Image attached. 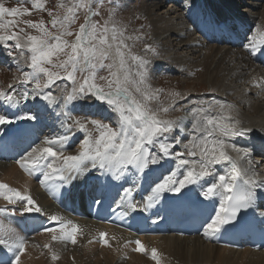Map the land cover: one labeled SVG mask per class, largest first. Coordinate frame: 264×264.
I'll return each mask as SVG.
<instances>
[{"label": "snow or ice", "instance_id": "snow-or-ice-1", "mask_svg": "<svg viewBox=\"0 0 264 264\" xmlns=\"http://www.w3.org/2000/svg\"><path fill=\"white\" fill-rule=\"evenodd\" d=\"M47 2L18 0L14 7L0 2V46L12 49L10 56L15 52L20 72L15 85L9 84L7 91L0 90V102L17 108L22 103L40 99L46 106L59 105L58 115L63 116V134L45 137L32 146L16 161L20 168L29 175L42 176L39 183L51 192L93 170L121 181L131 170L147 175L171 161L174 168L154 181L142 202H133V184V187L122 188L116 206L127 204L132 211L147 212L166 193L177 194L175 198L179 199L185 195L183 190L192 191L191 186L198 185L200 195L211 202L207 207L218 203L203 235L211 239L225 226H234L241 210L253 207L256 189L264 188V178L247 159L250 150L232 142V138L252 131L233 115L235 105L211 100L192 102L191 107H177L178 101H186L187 97L173 91L168 94L170 102L165 106L160 102L162 90L152 89L147 83L150 61L134 53V45L128 43L140 37L127 35V29L115 22L114 0H108L112 7L103 22L95 18L101 15L104 0H58L54 9L48 8ZM28 3L30 8L24 6ZM34 11L46 13L49 19L45 21L43 16L37 21L22 19ZM81 13L83 23L73 30ZM245 47L253 56L264 54V29L257 27L247 38ZM145 51L155 49L145 45ZM25 67L29 70H24ZM102 71L107 75H100ZM53 86L59 88L61 95H53ZM80 102H91L109 110L114 114L113 121L106 123L87 116L74 119L72 110ZM154 102L156 107H153ZM181 110L184 116L176 120L165 118L169 112ZM33 121L39 123L40 116L31 110L15 113L14 119L0 113L3 127L18 122L31 125ZM185 121H190L187 129ZM19 130L24 135L30 131L24 125ZM77 132L84 133L77 153L65 154ZM0 199L9 205H19L10 209L13 216L43 214V209L29 193L3 182H0ZM102 202V198L94 200L97 205ZM5 211L9 210L0 209V213ZM48 219L54 226L43 227L42 231L50 234L51 242L77 243L81 232L78 225L58 215ZM106 235L100 233V240L110 246ZM135 243L134 251H145L140 241ZM27 244L26 237L0 220V245L13 254L9 264H21ZM43 247L51 253L52 260L59 259L52 243H45ZM151 258L160 264L157 249L151 250Z\"/></svg>", "mask_w": 264, "mask_h": 264}, {"label": "bare ground", "instance_id": "bare-ground-1", "mask_svg": "<svg viewBox=\"0 0 264 264\" xmlns=\"http://www.w3.org/2000/svg\"><path fill=\"white\" fill-rule=\"evenodd\" d=\"M120 1L114 0V3L118 4ZM252 1L248 0L246 3L243 0H155V2L151 1L148 4L147 9L152 13L150 20L154 28L153 34L159 43L165 60L175 62L176 65L174 66L181 69L187 68L188 72L196 76V79L211 84L215 88L213 94H210L209 97L202 96L199 100H220L232 103L235 105L233 115L241 121L243 127L252 129L246 136L232 138V142L237 147L250 150L251 155L247 159L252 161V168L260 173L261 178H264V69L249 60V51L245 46L238 48L232 44L219 47L208 44V38L202 35L208 27L217 23L216 19L229 20L230 27H241V31L248 32L247 43V38L255 33L257 27L264 29V0ZM241 4L244 7L242 10L239 9ZM231 13L236 15L237 20L233 19L234 15ZM238 35L239 32H237L235 41H241ZM179 51H185L190 56L180 54ZM3 56L0 46V58ZM20 63L23 65L24 62L21 60ZM154 63L153 66L156 69L163 68L160 67L159 62L154 61ZM220 76L223 77L219 78ZM76 108L105 115V109L91 102L76 105L72 112ZM27 110L37 112L40 116L39 123L33 121L31 125H27L24 122L26 126L30 127L29 132L32 134L30 138L34 140L32 146L40 143L48 135L63 134L64 130L61 128L63 116L58 115L60 113L59 105L46 106V102L37 99L22 103L17 108H9L0 102V113H7L13 119L15 113ZM48 114L50 117L44 119L43 115ZM184 115L185 112L182 111L173 120ZM10 126H0V135L8 133L11 129ZM45 127H52V132L42 136L39 131ZM185 127L186 129L190 127V121H185ZM80 133H76L69 145L78 140ZM0 151L5 152L6 148L0 145ZM231 155L235 157L236 153H231ZM1 161H8L9 163L0 164V182L29 193L43 209V214H38L40 220L48 219L51 215L60 216L47 199L45 193L47 189L39 183V179H35L26 173L16 161L10 159H2ZM241 163L243 165L244 162ZM169 168H174V162H166L163 168H158L156 172L147 175L131 170L120 181L121 190L123 187H133L135 184L132 200L135 203H140L149 194L151 187L154 186V181L162 174L166 175ZM95 173L100 174V178L104 176L99 170H93L71 183L76 186L88 185L89 176ZM207 179L211 180V178ZM141 186L144 187L142 197H140ZM260 193H264V188L256 189V199H259ZM256 199L254 206L258 203ZM163 200L164 197L156 205H159ZM4 202L5 200L0 201V203ZM13 207H19V205L10 206L7 209L9 211L0 213V217L3 218L2 221L6 226L15 228L10 213V209ZM216 208H218V203ZM74 219L66 220L72 221L81 229L75 245L68 242H51L48 233L31 236L23 235L16 230L28 240L22 264H35L34 258L37 255H42V250L46 255L51 254L48 253V249L43 247L45 243H52L53 251L56 249V254L60 257L62 264H83V262L85 264H150L144 261L146 258H151L153 248L157 249L159 253L160 264H190L185 257L186 251L196 254L204 263L253 264L256 258L255 264H264V252L234 251L215 247L208 243L204 235L194 238L175 236L141 238L138 241L143 244L146 252V256H142L141 252L134 251L137 245L130 242L129 236L104 226L92 225L89 221H76ZM100 233L107 234L106 239L110 246L102 243ZM36 240L44 242L39 243ZM89 241L92 242L89 243ZM238 253H243L248 257L246 259H240V256L235 258L233 254L237 255ZM215 254L217 256L212 259ZM0 257H4L9 264V261L13 259V254L0 245Z\"/></svg>", "mask_w": 264, "mask_h": 264}, {"label": "rangeland", "instance_id": "rangeland-1", "mask_svg": "<svg viewBox=\"0 0 264 264\" xmlns=\"http://www.w3.org/2000/svg\"><path fill=\"white\" fill-rule=\"evenodd\" d=\"M151 1L155 2V0H121L120 2L122 3L116 5L117 12L114 17L115 22L118 25L127 29V35H131L133 37H140L139 39L128 41V43L134 45L132 47V51L134 53L141 55L145 59L150 61V63L147 65V69H148L147 83L151 86L152 89L162 90L160 95V102H162L166 106L170 102V98L168 94L170 92L176 91V92H180L183 96L187 97L186 101L185 100L178 101L177 107H181V106L191 107L192 102L200 101L199 98H201L202 96L209 97L210 94H213L215 92V88L211 84H207L196 79L195 78L196 76L195 75L193 76V74L188 72L187 68L181 69L177 66H174L176 65L175 62H171L168 59L165 60L164 55L159 47V43L157 42V39L153 34L154 28L150 20L152 19V13L147 9V6ZM243 1L248 3L247 2L248 0L247 1L243 0ZM254 1L256 0H253L252 2ZM0 2H4L8 7H14L9 0H0ZM57 2L58 0H48L47 7L54 9ZM106 4H103V7L101 9V15L95 18L97 20H100L101 22H103L104 19L108 18L109 9L111 8ZM30 7L31 6H29V8ZM239 9L240 10L244 9V7H242V4L241 6H239ZM41 16H43L45 21L49 19L46 13H39L35 11L31 16H25L22 19H31L37 21L41 18ZM80 23H83V13H81L80 19L77 21V23L73 25V30L78 28ZM20 26L23 27L24 25L21 24ZM145 45H151L152 48L155 49V51L146 52ZM10 51H12V49H10ZM179 53L189 55V53H186L185 51H179ZM15 55H16L15 52H13L11 58H14ZM153 61H159L162 63L161 65L163 67L162 68L163 72H158V73L151 72L150 75L149 68L151 67ZM164 67L165 70H163ZM176 70L180 72L179 75L173 73ZM100 75L106 76L107 72L102 71L100 72ZM19 76H20V72H18L16 68L11 67L5 70H0V90H5V88H8L9 84L15 85L16 80ZM222 77L223 76H220L219 78ZM97 82L101 84L104 83L103 81H97ZM57 83L60 84L61 82L58 81ZM51 91L53 92V95L56 96L61 95L59 88H57L56 86H53ZM156 106L157 105L154 102L153 107ZM182 111L183 110L169 112L165 116V118L174 119L176 118V116L178 117V115H180ZM73 118L83 119L79 115H74ZM89 128L91 129V125H89ZM48 253L50 252L48 251ZM216 256H217L216 254L213 255L212 259H215ZM233 256L235 258H238V256H240V259L241 258L246 259L248 257L243 253H238L237 255L233 254ZM185 257L190 262V264H213V263H204L196 254L194 255V253L189 251H186ZM48 259H51V254L46 255L43 253V250H42V255L40 256L37 255L34 258L35 264H62L60 259L57 261H49ZM254 261L256 262L257 259L255 258ZM144 262H148L150 264H156L155 260H153L152 258L150 259L146 258ZM255 262L253 264H255ZM83 264H85V262H83Z\"/></svg>", "mask_w": 264, "mask_h": 264}]
</instances>
